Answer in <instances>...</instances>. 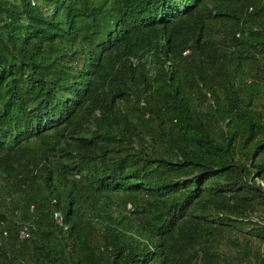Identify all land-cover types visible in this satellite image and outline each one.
Here are the masks:
<instances>
[{"label":"trees","instance_id":"1","mask_svg":"<svg viewBox=\"0 0 264 264\" xmlns=\"http://www.w3.org/2000/svg\"><path fill=\"white\" fill-rule=\"evenodd\" d=\"M0 264H264V0H0Z\"/></svg>","mask_w":264,"mask_h":264},{"label":"built area","instance_id":"2","mask_svg":"<svg viewBox=\"0 0 264 264\" xmlns=\"http://www.w3.org/2000/svg\"><path fill=\"white\" fill-rule=\"evenodd\" d=\"M54 216H55V218H56V220H57L58 222L61 221V216H60V214H59L58 212H56ZM27 235H28V233H27V231H26V228H24V229L20 232V236H21V237H25V236H27Z\"/></svg>","mask_w":264,"mask_h":264}]
</instances>
